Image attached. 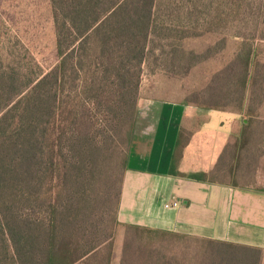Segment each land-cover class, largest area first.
<instances>
[{
	"label": "trees",
	"instance_id": "trees-1",
	"mask_svg": "<svg viewBox=\"0 0 264 264\" xmlns=\"http://www.w3.org/2000/svg\"><path fill=\"white\" fill-rule=\"evenodd\" d=\"M212 1L50 0L56 66L44 73L38 66L32 71L0 57V264H78L94 251L88 260L111 264L113 234L100 241V226L84 213L96 170L95 118L100 113L102 130L117 135L118 153L124 144L131 146L146 72L188 75L211 58L213 48L207 54L186 51L183 41L200 35L199 21L211 16ZM230 1L254 7L249 0ZM256 8L264 24V0ZM260 35L244 42L205 89L185 99L186 105L248 117L216 169L189 178L235 187L250 183L254 158L264 153V120L258 118L264 76L259 65L254 70L255 41L264 42ZM129 150L113 158L123 171L116 215ZM115 224L122 227L117 216ZM124 227L122 264H172L164 251L147 247L159 236L179 235ZM207 244L204 249L214 259L205 264H260V250ZM103 245L108 257L96 259Z\"/></svg>",
	"mask_w": 264,
	"mask_h": 264
},
{
	"label": "crops",
	"instance_id": "crops-1",
	"mask_svg": "<svg viewBox=\"0 0 264 264\" xmlns=\"http://www.w3.org/2000/svg\"><path fill=\"white\" fill-rule=\"evenodd\" d=\"M247 118L142 94L117 213L120 245L124 226L131 225L260 250L264 264V153L255 156L245 187L188 177L211 174ZM258 118L264 120V106ZM176 200L180 207L166 208ZM122 256L116 250L114 264H122Z\"/></svg>",
	"mask_w": 264,
	"mask_h": 264
},
{
	"label": "rangeland",
	"instance_id": "rangeland-1",
	"mask_svg": "<svg viewBox=\"0 0 264 264\" xmlns=\"http://www.w3.org/2000/svg\"><path fill=\"white\" fill-rule=\"evenodd\" d=\"M251 5L236 3L230 0L224 2L212 1L211 16L206 21H199L200 35L183 41L186 51L207 54L208 49H214L211 58L199 63L188 75H171L162 69L148 71L143 78L141 96L167 98L173 101L192 99L195 92H201L211 78L221 71L243 47V43L261 36L264 24L260 12L256 8L258 0H249ZM203 18V16L200 15ZM201 19V20H202ZM256 42V62L261 76H264V42ZM0 57L7 63H15L22 68L33 67L32 71L42 69L48 73L58 63L57 34L50 0H0ZM39 68H38V67ZM141 99V98H140ZM140 101V100H139ZM139 104V103H138ZM97 132L93 138V149L97 151L94 164L95 176L87 189L88 202L84 213L97 222L101 231L98 239L103 241L113 234L110 240L114 252L123 251L124 243L120 245V233L123 230L116 227V204L120 191L119 178L123 171L116 164L114 157L125 156L130 145L124 144L118 153V139L114 132L103 128V117L97 114ZM122 172V173H121ZM116 228V230H115ZM114 232V233H113ZM126 236V235H125ZM126 239V238H125ZM207 243L196 239L179 236H159L149 242L147 248L162 250L172 259V264H205L214 259L212 252H207ZM104 251L96 259L108 257V246H102ZM191 252H200L190 256ZM114 255V253H113ZM112 258L111 264H114ZM118 258V257H116ZM153 259V258H151ZM123 260V256H122ZM147 260H149L147 258ZM85 262V261H84ZM102 263V262H101ZM83 264V262L78 263ZM84 264H100L93 260ZM103 264H107L105 261Z\"/></svg>",
	"mask_w": 264,
	"mask_h": 264
},
{
	"label": "built area",
	"instance_id": "built-area-1",
	"mask_svg": "<svg viewBox=\"0 0 264 264\" xmlns=\"http://www.w3.org/2000/svg\"><path fill=\"white\" fill-rule=\"evenodd\" d=\"M180 207V202L176 200L175 202H171L169 204H166V208H178Z\"/></svg>",
	"mask_w": 264,
	"mask_h": 264
}]
</instances>
